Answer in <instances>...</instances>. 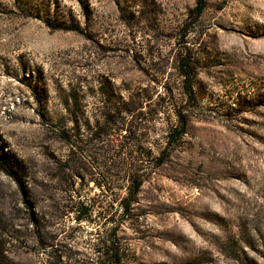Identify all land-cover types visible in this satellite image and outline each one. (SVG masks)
<instances>
[{
    "label": "rangeland",
    "instance_id": "obj_1",
    "mask_svg": "<svg viewBox=\"0 0 264 264\" xmlns=\"http://www.w3.org/2000/svg\"><path fill=\"white\" fill-rule=\"evenodd\" d=\"M205 1L0 0V264H264V0Z\"/></svg>",
    "mask_w": 264,
    "mask_h": 264
},
{
    "label": "trees",
    "instance_id": "obj_2",
    "mask_svg": "<svg viewBox=\"0 0 264 264\" xmlns=\"http://www.w3.org/2000/svg\"><path fill=\"white\" fill-rule=\"evenodd\" d=\"M206 8L205 0H198V6L196 8L197 15L200 16ZM181 75L184 80L189 83V87L193 83V67L192 62L187 58L183 57L179 64ZM187 124L184 120L180 121L179 125L175 128V131L170 135V139L176 140L181 135L186 132ZM143 184L142 179L133 180V189L129 192L127 197L122 199V206L124 207L125 212H129L132 208V204L135 202V198L140 192V187ZM101 257H103L101 264H125L126 255L121 246V243L116 236V233H112L106 240L103 242V246L100 249ZM62 262V261H61Z\"/></svg>",
    "mask_w": 264,
    "mask_h": 264
}]
</instances>
